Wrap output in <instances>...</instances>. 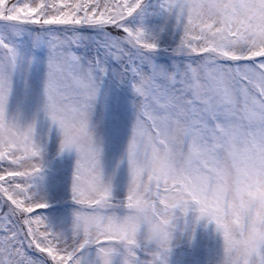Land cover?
<instances>
[{
    "label": "snow or ice",
    "instance_id": "1",
    "mask_svg": "<svg viewBox=\"0 0 264 264\" xmlns=\"http://www.w3.org/2000/svg\"><path fill=\"white\" fill-rule=\"evenodd\" d=\"M202 238L264 264V0H0V264Z\"/></svg>",
    "mask_w": 264,
    "mask_h": 264
},
{
    "label": "rangeland",
    "instance_id": "2",
    "mask_svg": "<svg viewBox=\"0 0 264 264\" xmlns=\"http://www.w3.org/2000/svg\"><path fill=\"white\" fill-rule=\"evenodd\" d=\"M51 176V173H49ZM54 207H59L60 204L56 203L55 200L52 201ZM212 242L208 238H202L198 247V261L199 264H211L212 260L214 259V254L212 251ZM186 251V248L176 247L171 254V264H177L178 259L181 255Z\"/></svg>",
    "mask_w": 264,
    "mask_h": 264
},
{
    "label": "clouds",
    "instance_id": "3",
    "mask_svg": "<svg viewBox=\"0 0 264 264\" xmlns=\"http://www.w3.org/2000/svg\"><path fill=\"white\" fill-rule=\"evenodd\" d=\"M147 207L148 205L146 203L142 204L140 210L143 211L147 209ZM145 231L148 233L145 239L149 243L159 245L165 239L163 235V233L165 232V225L158 220H150L146 225Z\"/></svg>",
    "mask_w": 264,
    "mask_h": 264
}]
</instances>
